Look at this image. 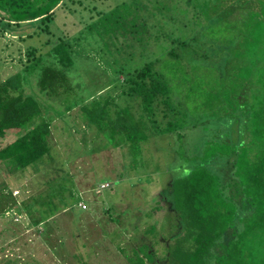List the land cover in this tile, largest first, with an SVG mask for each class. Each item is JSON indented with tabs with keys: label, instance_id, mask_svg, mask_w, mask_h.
Instances as JSON below:
<instances>
[{
	"label": "trees",
	"instance_id": "obj_1",
	"mask_svg": "<svg viewBox=\"0 0 264 264\" xmlns=\"http://www.w3.org/2000/svg\"><path fill=\"white\" fill-rule=\"evenodd\" d=\"M59 1L60 6L64 4V8L72 13L73 10L65 6L71 0H0V26L6 30L12 21L40 18V26L47 29ZM172 1L152 0L151 8L144 0L150 7L151 16L155 17L149 29L143 26L141 34L145 28L148 29L145 39L139 35L136 37L142 25L131 18L127 29L131 28L122 35L137 39L140 47L137 51L115 50L118 57L109 67L118 85H109L106 92L91 100V105L81 107L84 117L81 119L86 118V123L90 122L85 123L84 128L89 130L90 125L95 124L101 132L112 130L109 136L113 138L124 134L122 140L128 141L131 151H135L138 143L148 138L144 133L146 123L143 119L148 120L157 114L163 120L155 121L159 127H164L157 133H167L174 131L180 122L168 120L170 110L177 118L179 113H183V120L190 115L188 108L182 107L183 104L175 97V87L170 86L165 74H170L169 71L176 67L178 71L183 64L190 65L189 68L183 67L187 72L193 66L217 65L218 76L223 82L222 89H219L220 108L212 104V97L195 108L202 115L206 111L214 112L217 133L210 136L203 133V138L213 139L207 144L208 151L200 152V157L195 158L191 166L177 161L169 181L171 184L161 189L155 198L158 204L163 199L175 213L170 243L166 238L163 240L166 242L165 256L158 257L151 244L141 242L129 249L142 246L143 257L138 256L134 264H157V261L163 264H264V0H204L202 5H197L195 0ZM129 7L127 5L124 9L119 3L108 12L97 13L90 24L83 26L81 37L88 42L90 34H95L109 47L111 34H117L124 22L127 25ZM204 12L212 17L202 24L199 19L191 20V13L204 17ZM179 20H184V33L191 31L189 37L176 36L179 33L175 32L176 26L173 30L168 25ZM160 21L165 35L155 28ZM98 27L100 31L97 33ZM125 45L129 47L128 43ZM172 45L184 50L180 49L179 54L174 49L168 50L167 55L174 58V63L163 64L162 54L167 48H173ZM46 54L47 60L43 55L36 56L0 80V146L9 132L18 133L0 147V164L7 174L24 170L46 155L51 157V120L59 119L60 114H68L73 109L71 105L78 104L69 92L72 86L67 72L75 63L70 39L61 38ZM158 55L162 57L158 59ZM145 57H150V61H142ZM179 72L175 78L184 84L187 80L182 81L184 77ZM117 75H124L125 81L119 82ZM34 77L43 101L51 102L53 98L59 101L62 110L57 108L55 115L44 113L45 105L50 107L52 104H44L24 93V85L31 83ZM227 77H230V82L223 81ZM164 120L168 121L167 124L162 123ZM196 123L194 130L198 127ZM219 133L226 134L222 137ZM196 136L199 138L201 134ZM82 142H86L85 138ZM71 152L66 156L69 163H73L80 154L79 151ZM58 183L56 181L55 188L50 184L53 191L50 189L45 196L42 195L44 199L40 205L46 207L40 209L39 224L44 225L45 219L58 209L54 202V197L60 195L61 185ZM62 187L75 203L72 188ZM64 192L59 199L68 206L71 203ZM109 210L105 212L109 213ZM144 230L149 232L148 226ZM81 263L83 261L78 262Z\"/></svg>",
	"mask_w": 264,
	"mask_h": 264
},
{
	"label": "rangeland",
	"instance_id": "obj_2",
	"mask_svg": "<svg viewBox=\"0 0 264 264\" xmlns=\"http://www.w3.org/2000/svg\"><path fill=\"white\" fill-rule=\"evenodd\" d=\"M81 1L71 0L65 4L73 10L72 13L64 8V4L60 6L59 1L49 18L47 29H44V25L40 26V18L12 21L8 23L6 30L0 26V80L15 73L36 56L43 55L47 60L46 53L50 48L61 38L68 37L75 62L67 72L72 86L69 92L78 101V104L71 105L73 109L68 114H60L57 117L59 119L51 120V157L46 155L41 161L14 174H7L2 163L0 164V264H78L79 261H83L81 264H134L138 256L143 257L142 246L131 250L129 248L140 242L151 244L150 247L158 252L157 256L164 258L166 242L163 240L166 238L169 240L167 243H170L175 213L163 199L158 204L155 198L161 189L171 184L169 181L178 165L177 161L191 166L195 158L208 151L207 144L213 139L203 138V133L207 136L217 133L214 112L206 111L202 115L195 109L210 97L213 99L212 104L220 108L219 89H222L223 82L218 76L217 65L193 66L187 72L183 67L189 68L190 65L183 64L178 71L176 67L169 71L170 74H165L170 86L175 87V97L183 104L182 107L188 108L191 116L188 115L183 120V113H179L177 118L170 110L171 117L168 120L180 122L174 131L167 133H157L164 128L159 127L155 121L163 120L157 114L148 120L143 119L146 123L144 133L148 134V138L138 143L135 151H131L128 141L122 140L124 134L110 137L112 130L101 132L95 124H91L89 130L86 126L84 128L87 119H81H84L81 107L91 105V100L97 99L99 93L106 92L109 85H118L109 67L114 63V58L118 57L115 50L137 51L140 47L137 39L122 35L131 18L142 25L136 37L139 35L145 39L155 17L151 16L152 0H147L150 7L145 5L144 0ZM203 2L204 0H195L197 5H202ZM119 3L124 9L130 5V14L126 16L128 23L126 25L124 22L117 34H111L109 47L105 40L103 42L95 34H90V40L86 42L80 33L83 26L90 24L97 13L108 12ZM141 16L144 17V23ZM211 17L207 12H204V17L200 14L190 15L191 20L199 19L200 24ZM183 21L175 22L176 25L169 22L168 25L173 30L177 28L175 32L179 33L176 36L189 37L191 31L184 33L186 28L182 25ZM1 22L4 23V20ZM157 23L156 30H163L162 22ZM143 26H148V29L145 28V32L141 34ZM98 31L99 27L96 29L97 33ZM165 33L161 31L162 35ZM127 43L129 47L125 45ZM142 45L143 42L141 51ZM172 46L173 48H167L163 52V64L174 63V58L167 55L168 50L174 49L176 53H180V46ZM31 51L32 54L29 53ZM162 56L158 55V59ZM149 58H142V61H150ZM131 64L134 65L133 62ZM174 71H180L179 74L184 77L182 81H187L182 84L181 80L175 78L177 73ZM117 78L121 83L125 81L124 75H117ZM223 79L224 82H230V77ZM186 85L187 88L183 89ZM24 93L44 104H52L50 107L45 105L44 113L50 116L56 114L59 101L56 98L51 102L43 101L35 77L31 83L24 85ZM128 103L131 104L129 101ZM132 111L134 112L133 109ZM198 115L201 117H193ZM136 117L139 118L140 115ZM196 121L198 127L194 130ZM167 122L164 120L162 123ZM89 123L88 120L86 124ZM148 123L152 128H149ZM197 134L201 136L196 138ZM225 134L219 133L222 137ZM17 135L18 133L9 132L1 146L4 141L13 140ZM84 138L86 142L83 143ZM71 151L80 153L73 163H69L66 158ZM56 181L61 185L59 197H54L58 209L50 218L45 219L44 225L39 224L40 209L46 207L40 205L44 199L42 195L50 189L53 191ZM105 182L109 183L107 187L101 185ZM50 184L53 188H50ZM63 185L69 190L72 188V197L76 201L79 199L78 203L71 202L70 194L68 191L64 192ZM63 192L72 205L64 206L61 203L59 198ZM81 205H85V208ZM106 209H110L109 213L105 212ZM46 211L50 212L47 208ZM147 226L149 232L144 230ZM125 246L128 247L127 250ZM157 264L163 262L157 261Z\"/></svg>",
	"mask_w": 264,
	"mask_h": 264
},
{
	"label": "clouds",
	"instance_id": "obj_3",
	"mask_svg": "<svg viewBox=\"0 0 264 264\" xmlns=\"http://www.w3.org/2000/svg\"><path fill=\"white\" fill-rule=\"evenodd\" d=\"M105 183H106L107 185L109 184L108 182H105ZM105 183H101V185L103 186V184H105ZM107 185H106V186H107ZM106 186H105V187H106ZM100 188H104V187H100Z\"/></svg>",
	"mask_w": 264,
	"mask_h": 264
},
{
	"label": "built area",
	"instance_id": "obj_4",
	"mask_svg": "<svg viewBox=\"0 0 264 264\" xmlns=\"http://www.w3.org/2000/svg\"><path fill=\"white\" fill-rule=\"evenodd\" d=\"M107 184H104L103 186H106ZM82 208H85V205H81Z\"/></svg>",
	"mask_w": 264,
	"mask_h": 264
}]
</instances>
